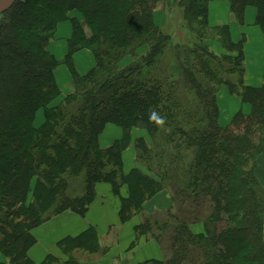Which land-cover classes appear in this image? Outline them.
Segmentation results:
<instances>
[{
    "label": "trees",
    "instance_id": "obj_1",
    "mask_svg": "<svg viewBox=\"0 0 264 264\" xmlns=\"http://www.w3.org/2000/svg\"><path fill=\"white\" fill-rule=\"evenodd\" d=\"M209 1L17 0L0 15V254L9 264H35L28 257L32 231L64 212L84 217L100 183L120 198L122 224L138 217V237L163 251L168 242V259L140 264H264V190L257 175L264 81L244 85V40L232 41L227 26L210 28ZM223 1L240 24L253 7L264 38V0ZM160 6L173 11L172 29L155 24ZM64 21L72 30L64 58L72 92L57 100V61L48 44ZM180 21L189 34L179 30ZM207 40L218 42L222 54ZM83 49L95 65L80 76L71 57ZM125 57L136 61L119 68ZM176 66L179 73L171 71ZM220 86L250 107L225 127L218 124ZM39 111L43 122L35 127ZM107 125L121 136L101 147ZM136 130L142 134L133 148L144 170L124 174L123 153ZM165 191L173 205L168 216L147 212L145 205ZM196 224L201 233L191 230ZM99 244L91 227L58 243L64 260L48 255L39 264H80L83 255L104 254Z\"/></svg>",
    "mask_w": 264,
    "mask_h": 264
},
{
    "label": "crops",
    "instance_id": "obj_2",
    "mask_svg": "<svg viewBox=\"0 0 264 264\" xmlns=\"http://www.w3.org/2000/svg\"><path fill=\"white\" fill-rule=\"evenodd\" d=\"M218 1H223V0H218ZM223 2L227 3V5H228L226 8V14H227V12H229L228 20L224 23H219V24H216V25L211 26V27L227 26L228 30H229V34H230V39L232 41L236 42L240 39L244 40V44L242 47L243 83L245 86H248V87H259L262 85V83L264 81V38H263V35H262L260 28L255 23L256 11L253 7H247L244 10L243 20H242V23L240 24L236 20H234V18L232 17V15L230 13L229 3L227 1H223ZM212 6H214L215 11H216L217 8L220 7V4L219 3L213 4L211 2L209 3V5H208V23H209V26H210V20H211ZM61 32L64 34L68 33V35H66L67 37L64 39L66 42H65L63 54L61 56L62 58L60 57L64 63V58L67 55V42L70 39L71 32H72L71 24L69 21H65L63 23H60L57 26V29H56L55 34H54V38H56L57 35L61 34ZM217 44H218V46H217ZM207 45L209 48H211V46L213 47L214 45H215V47H219V49L216 53L222 54L223 51H222L221 46L218 42L209 41V42H207ZM50 53L58 61V56L57 55L55 56V54L51 50H50ZM71 59H72V62L74 64L76 72L80 76L85 75L95 65L94 57H93L92 53L87 49H83V50L75 52L72 55ZM62 61H59V62H60V65H62L64 67H60V68L64 69V72L67 75L68 80H69V84H70L69 90H67L65 92L66 93L65 96H66L72 91V84H71L72 79H71V75L68 71V67L65 64H63ZM60 68H57L54 71V79L56 80L57 85H59V81H58L59 74H57V71ZM226 91L229 94L227 88H226ZM60 94H61V91H60ZM232 97H234L235 99L238 100V102L241 106V109L236 110V111H231V114H234V116H235L238 112L243 113L244 111H246L245 107L243 106L244 103H242L240 101V99H238L237 97H235V96H232ZM233 102L234 101H232V103ZM228 105L230 107L231 103ZM108 127H109L108 125L105 127L104 132L108 131V129H109ZM119 131H120V129H119ZM138 133H140V132L136 130L133 132L132 136L135 138L137 135H139ZM109 134H115L114 130H109ZM120 136H121V131H120ZM116 139H118V138H116ZM116 139L114 138V140H116ZM106 146H109V145H106ZM132 146H133V142L131 143V146L123 154V167H124V163H125V161H124L125 153L132 151ZM133 156H134V154H133ZM134 167H136V166L135 165L131 166V168H129V170L126 172L124 169V172L127 174ZM263 167H264V155H262L259 158L258 169H257L258 177H259V179H262V180L264 179V177H263L264 176V170H263L264 168ZM95 193H96V197H95L94 201L91 203V205L89 206L84 218H81L80 216H78L74 213H71V212H64V213L58 215L57 216L58 218L56 220H54L56 222L62 221V227H61V234L62 235L59 237L60 239L57 238L56 240H54L55 246H56V248H58L57 252L55 251L54 253H48V251L45 248V245L43 243H40V237H39L40 235H42L43 233H45L47 231V228L50 225H53V223H54L53 221L52 222L50 221L51 223L50 222L44 223L32 231V235H33L36 243L29 250L28 257L30 258V260L33 263H35V264L41 263L48 255L56 257L60 260H64V257H63V255H62V253L58 247V243L60 241H62L63 239L68 238V237H72V238L77 237V236L81 235L82 233H84L85 231H87L91 227L95 229L100 240H101V236L108 235V232L110 234L111 226L119 223V220H118L119 200L117 197L115 198V196L112 194L110 186L108 184H105V183L98 184L96 186ZM121 196L122 197L126 196V189L125 188L121 189ZM101 197L105 200V202H106L105 204L102 201H97V199L101 198ZM164 197H165L164 192L159 193L152 201H150L147 204V206H150V205L154 204L155 202H158L160 199H162ZM115 199H117V200H115ZM117 201H118V205H117ZM108 204L110 206L111 205L114 206V211H112V213L108 212ZM157 205H158V210H161L162 207L159 206V204H157ZM147 206H146V208H147ZM148 211H153V210H148ZM135 218H137V217H135ZM60 219H62V220H60ZM111 220H114V221H111ZM119 225H120V232L118 234L119 235L118 248H122L124 245H126L128 243L129 245L127 244L128 247H126L128 249L130 247V245L135 242V239L132 240V237H131L132 241L130 240V242H129V238H130L129 237V235H130L129 230L131 229V231H132V228L135 225L132 227L129 225L124 226V225H121L120 223H119ZM100 230H102V232ZM126 239H127V241H126ZM141 239L142 238H140L139 241H137L136 248L133 249L131 252L122 253V254L120 253V255H118L116 257H111V255L108 252L107 253V254H109L108 257H107V254L102 256V257H104L103 261H106L107 264H118V263H114V261L116 262V259H118V258L121 261L122 260L129 261L131 258H133L131 261H129L130 264H138V263L140 264V263L145 262L147 260L157 259L155 257H149L150 253L153 251L156 252L157 249L153 248V244H151V243L146 244V239H143L145 242L140 241ZM141 243H143L144 246H142ZM151 245H152V247H151ZM145 247H146L147 251L144 249ZM126 248L124 249V251L126 250ZM148 249H153V250L150 252V250H148ZM112 251H115V249ZM110 253H112V252H110ZM0 255L3 257V259H2L0 256V262L4 261L1 264H9L7 262V260L4 258V256L2 254H0ZM61 255H62V258H61ZM161 256H162V254H160V257Z\"/></svg>",
    "mask_w": 264,
    "mask_h": 264
},
{
    "label": "rangeland",
    "instance_id": "obj_3",
    "mask_svg": "<svg viewBox=\"0 0 264 264\" xmlns=\"http://www.w3.org/2000/svg\"><path fill=\"white\" fill-rule=\"evenodd\" d=\"M17 1V0H16ZM15 1V2H16ZM20 2H23V1H25V0H19ZM14 2V3H15ZM219 3L220 4V7H218L217 8V10L215 11V8H214V6H212V11H211V20H210V28H212L211 26H214V25H216V24H219V23H224V22H226L227 20H228V17H229V12H227V14H226V8H227V3H225V2H223V1H218V0H210L209 1V3ZM14 5V4H13ZM71 16H76L78 19H80V21L82 20V18H81V16L78 14V13H76V12H74V13H72L71 14ZM182 17V16H181ZM170 19L171 20H173V11H166V7H162V6H160L158 9H157V11L154 13V22H155V24L158 26V27H160V28H162V29H164V28H168V29H172V27H170V26H168L169 24H171L170 23ZM65 22V21H64ZM61 23H63V22H61ZM180 23H181V26H180V29L179 30H182L184 33H185V35L186 34H189L188 32V25L187 24H184V22L183 21H180ZM60 24V23H59ZM58 24V25H59ZM57 25V26H58ZM56 29H57V27H56ZM56 29H55V31H56ZM55 31H54V34H55ZM85 31H86V33L87 34H89V31L87 30V29H85ZM181 31V32H182ZM180 32V33H181ZM66 35H68V33H62L61 32V34H59V35H57V37L56 38H54V35H53V37H52V39H51V41L49 42V44H48V50H49V53H50V50L51 51H53V53L55 54V56L57 55L58 56V61H57V66H56V68H55V70L57 69V68H60V67H64V66H62V65H60V62L59 61H62L61 60V56H62V54H63V50H64V46H65V38L67 37ZM209 40V39H208ZM207 40V41H208ZM210 41H213V40H210ZM209 42V41H208ZM217 46H218V44H217ZM209 49H211V51L212 52H214L215 54H218V53H216L217 51H218V49H219V47H215V45L212 47L211 46V48H209ZM147 52V49H145V48H143V49H140L138 52H137V57H140V56H142V55H144L145 53ZM51 54V53H50ZM52 55V54H51ZM53 56V55H52ZM61 57V58H60ZM57 58V57H56ZM72 60V59H71ZM134 61H136V58H132V57H125L123 60H121L120 61V63H119V68H124V67H126V66H128L131 62H134ZM62 63H63V61H62ZM63 64H65L67 67H68V65H67V63H63ZM72 64H73V62H72ZM60 65V66H59ZM73 66H74V64H73ZM75 68V67H74ZM54 70V71H55ZM68 71H69V68H68ZM76 71V70H75ZM171 71L173 72V73H179V68L176 66V67H172V69H171ZM69 73H70V71H69ZM54 74V73H53ZM57 74H59V77H58V81H59V85H57L58 86V89H59V91H61V94H60V96L58 97V99L57 100H62L64 97H65V92L67 91V90H69V88H70V84H69V80H68V77H67V75L65 74V72H64V69H62V68H60V69H58V71H57ZM70 75H71V73H70ZM72 76V75H71ZM243 76V75H242ZM71 79H72V77H71ZM230 79L232 80V81H236V75L234 74V75H231L230 76ZM55 82H56V80H55ZM57 84V83H56ZM71 84H72V81H71ZM72 92V91H71ZM70 92V93H71ZM216 97H217V104H218V108H219V117H218V124L221 126V127H225V126H227L230 122H231V119H232V117L234 116V114H231V111H236V110H239V109H241V106H240V104H239V102H238V100L237 99H235L234 97H232L231 95H229L228 93H227V91H226V87L225 86H220L219 88H218V91H217V94H216ZM232 101H234L233 103H232ZM231 103V106L229 107V105L228 104H230ZM233 104V105H232ZM244 107H245V110L246 111H244L243 112V114L244 115H247L249 112H250V107L247 105V104H244L243 105ZM43 122V115H42V112L41 111H39V112H37V114H36V119H35V121H34V125H35V127H37V126H39L41 123ZM109 127V129H108V131H106V132H104L103 131V133L100 135V137H99V145L101 146V147H107L106 145H110L112 142H113V140H114V138L116 139V138H119V136H120V131H119V128L118 127H116V126H113V125H108ZM109 130H114V132H115V134H109ZM113 132V131H112ZM140 133H138L139 135H137L135 138L134 137H132V142H134V140L137 138V137H140V135H141V131H139ZM126 151V150H125ZM124 151V152H125ZM124 154V153H123ZM133 154H134V156H133ZM133 156V157H132ZM124 161H125V163H124V167H123V171H124V169H125V172L126 171H128L129 170V168H131V166H133V165H135L136 167H139V168H141L142 169V171L144 170L143 169V167H141V166H139L138 165V162L136 161V157H135V152H134V148H133V146H132V151H130V152H128V153H125V156H124ZM264 168V167H263ZM133 169V168H132ZM131 169V170H132ZM130 170V171H131ZM264 170V169H263ZM124 172V174H126ZM128 174V173H127ZM258 175V174H257ZM264 177V176H263ZM259 183H260V185L263 187V190H264V179L262 180V179H259ZM109 185V184H108ZM110 186V185H109ZM110 188H111V186H110ZM123 188H125V187H123ZM122 188V189H123ZM111 191H112V188H111ZM112 194H113V191H112ZM121 194V193H120ZM164 194H165V197L164 198H162V199H160L158 202H155L154 204H152V205H150V206H147V208H146V205H145V210L146 209H148V210H153V211H161V214H159L160 215V217L162 216V218H164L165 216L167 217L168 216V213H166V211L167 210H169V209H171V207L173 206L172 205V200H171V196H170V192H168V191H165L164 192ZM95 195H96V193H95ZM114 195V194H113ZM115 196V198L117 197L118 198V200H119V207H120V198L118 197V196H116V195H114ZM122 197V196H121ZM115 200H117V199H115ZM97 201H102L104 204L106 203L105 202V200L101 197V198H98L97 199ZM157 204H159V206H161L162 207V209L161 210H158V205ZM117 205H118V201H117ZM112 211H114V206L113 205H109L108 204V212L109 213H112ZM153 211H147V212H153ZM118 213H119V211H118ZM75 214V213H74ZM77 215V214H76ZM79 216V215H78ZM81 217V216H80ZM85 217V216H84ZM84 217H81V218H84ZM58 217H56V218H53V219H51V220H49V221H47V222H45V223H48V222H54L53 223V225H50L48 228H47V231L45 232V233H43L42 235H40L39 237H40V243H43L44 245H45V248H46V250L48 251V253H54L55 251L57 252L58 251V248H56V246H55V242H54V240H56L57 238H59L62 234H61V227H62V221H59V222H56V221H54V220H56ZM62 218V217H61ZM263 219H264V214H263ZM60 220H62V219H60ZM118 220H119V215H118ZM111 221H114V220H111ZM141 221V219H139L138 217L137 218H135V217H133L129 222H127V223H124V224H122L121 222H120V220H119V223L121 224V225H129V226H134V225H136V224H138L139 222ZM50 222V223H51ZM119 223H117V224H114L113 226H111V228H110V234H109V232H108V235H106V236H101V240L99 239V237H98V239L100 240V246L102 247V249L104 250V254L102 255V256H104V255H106L108 252H109V254L111 255V257H116V256H118V255H120V253L122 254V253H129V252H131L133 249H135L136 248V246H137V241H139V239L140 238H142L140 241H144L143 239H146V244H149V243H151V244H153V248H156L157 249V251L155 252V251H153V252H151L153 249H148V250H150V256L149 257H155V258H157V259H163V258H165V259H168V253H167V251H168V245H167V241H165L164 242V251H163V249H162V246L158 243V242H156L155 240H152V239H148V238H146L145 236H140V237H138L137 235H136V232H135V226L132 228V231H131V229L129 230L130 231V235H129V242H130V240H131V237H132V240L133 239H135V242L134 243H132L131 245H130V247L127 249L126 247H128V245L126 244V245H124L122 248H118V238H119V232H120V225H119ZM46 225V224H45ZM191 230L194 232V233H196V234H198V233H201L202 232V230H203V228H202V225H200V224H196V225H194V226H192L191 227ZM101 232H102V230H100ZM63 237V236H62ZM61 237V238H62ZM167 238H169V236H165V238L164 239H167ZM263 238H264V233H263ZM60 239V238H59ZM131 240V241H132ZM126 241H127V239H126ZM145 242V241H144ZM139 243V242H138ZM141 245L142 246H144L143 245V243H141ZM146 246V245H145ZM151 247H152V245H151ZM126 248V250L124 251V249ZM115 249V251H112V250H114ZM146 251H147V249H146V247L144 248ZM124 251V252H123ZM110 252H112V253H110ZM165 252V253H164ZM164 253V254H163ZM109 254H107V257H108V255ZM160 254H162V256L160 257ZM1 256V255H0ZM102 256H96V255H93V256H88V255H83L82 257H83V259L84 260H82L81 262H80V264H107V262L106 261H103V258L104 257H102ZM147 256V255H146ZM128 257V256H127ZM1 258L3 259V257L1 256ZM61 258H62V255H61ZM86 259V260H85ZM133 258H131L129 261H131ZM2 261V260H1ZM129 261H127V260H120L119 258L118 259H116V262L114 261V263H124V264H130L129 263ZM2 262H4V261H2ZM2 262H0V264L2 263ZM139 264V263H138Z\"/></svg>",
    "mask_w": 264,
    "mask_h": 264
},
{
    "label": "water",
    "instance_id": "obj_4",
    "mask_svg": "<svg viewBox=\"0 0 264 264\" xmlns=\"http://www.w3.org/2000/svg\"><path fill=\"white\" fill-rule=\"evenodd\" d=\"M16 0H0V15L8 11ZM263 233H264V219H263Z\"/></svg>",
    "mask_w": 264,
    "mask_h": 264
}]
</instances>
